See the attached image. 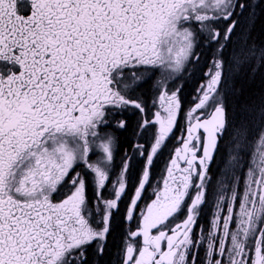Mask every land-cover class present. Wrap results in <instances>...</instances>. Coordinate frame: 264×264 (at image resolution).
<instances>
[{"label": "snow or ice", "instance_id": "snow-or-ice-1", "mask_svg": "<svg viewBox=\"0 0 264 264\" xmlns=\"http://www.w3.org/2000/svg\"><path fill=\"white\" fill-rule=\"evenodd\" d=\"M261 15L264 0H0V264H90L89 249L100 264L137 157L120 264H264V102L239 119L228 103L240 70L264 67ZM205 48L181 126L173 85ZM129 109L140 119L116 173Z\"/></svg>", "mask_w": 264, "mask_h": 264}, {"label": "flooded vegetation", "instance_id": "flooded-vegetation-1", "mask_svg": "<svg viewBox=\"0 0 264 264\" xmlns=\"http://www.w3.org/2000/svg\"><path fill=\"white\" fill-rule=\"evenodd\" d=\"M203 55L200 58V61L194 68H190L189 72L184 75V79L177 81L175 86L182 85V89L180 92V100L182 105V112L178 119V124L183 125V113L186 112L189 108H191L195 102V98L197 96V89L200 87L202 83L207 81V77L205 73L208 71L209 67L211 66V57L213 55L207 48L202 50ZM234 88V87H233ZM137 95L142 96V98L148 103L149 108H151V100L156 95L155 90L152 87V83L145 84L140 92ZM231 95H233L232 89L230 90V94L228 96V101L230 100ZM153 111L155 109H152ZM125 117L129 122V126L127 130L118 132V144L116 149L114 167L115 172L119 173L121 167V160L124 157L126 151H129V145L134 139V132L136 128V124L140 119V113L135 109H129L128 112L125 113ZM178 134V133H177ZM178 146V143L175 138H170L167 142V147L157 155L154 159L153 165L150 170V183L151 185H155L157 181H159L164 173L165 166L167 165L172 150ZM222 146L224 149L221 153H225L227 151V137L225 141L222 142ZM144 167L143 159L137 157L136 160L133 162V167L129 173V183L128 189L126 194L122 197L119 203V211L116 215H114L112 222H111V233L108 237L107 247L109 246L110 240L112 239L113 232L117 233L118 241L112 246L111 251L112 255L110 257L113 260L112 263L109 264H120V256H121V249L123 247V238L128 231L129 228H135V221H132L129 224L125 219V213L127 207L130 203V198L132 197L135 187L138 184V177ZM217 171V168L213 166V173ZM216 176H213V182L216 180ZM152 187L146 186V191L144 192V199L147 200L151 197ZM92 195L91 189L89 190V196ZM104 195L107 198H111L112 194L110 191H106ZM212 192L211 189L209 190V198H211ZM142 206V205H141ZM206 213H208V209H205ZM210 213L208 215H202L200 218L199 223L203 225V227H208V219ZM118 223V226L115 225ZM117 228V230H116ZM107 250V248L105 249ZM94 249H89V260L90 264L93 259H95ZM101 258H99L100 260Z\"/></svg>", "mask_w": 264, "mask_h": 264}, {"label": "trees", "instance_id": "trees-1", "mask_svg": "<svg viewBox=\"0 0 264 264\" xmlns=\"http://www.w3.org/2000/svg\"><path fill=\"white\" fill-rule=\"evenodd\" d=\"M253 37L257 44H264V15H261L260 19L257 20L253 31ZM232 91L233 95H231L228 101L231 107L234 106L238 99V92L242 91V96L239 98L238 104L240 112H242L244 105L249 107L260 105L264 102V67H260L255 73L252 72V69L245 72L240 70L239 75L234 80V88H232ZM223 149L224 146L221 147V151ZM115 225L118 226V223ZM117 237V233L113 232L109 246L100 259V264H109L113 262V260L110 259L112 255L111 248L118 241Z\"/></svg>", "mask_w": 264, "mask_h": 264}, {"label": "bare ground", "instance_id": "bare-ground-1", "mask_svg": "<svg viewBox=\"0 0 264 264\" xmlns=\"http://www.w3.org/2000/svg\"><path fill=\"white\" fill-rule=\"evenodd\" d=\"M250 69H252V68H251V65H245V67L242 68L241 71L245 72V71H248V70H250ZM241 96H242V91L238 92V94H237L238 99H237V101L235 102L234 106L231 107V105H230V108L235 109V111H236V113H237V118H238V119L240 118V114H241V112L239 111V105H238V104H239V98H241ZM228 103H229V102H228ZM256 106H259V105H254L253 107H256Z\"/></svg>", "mask_w": 264, "mask_h": 264}]
</instances>
